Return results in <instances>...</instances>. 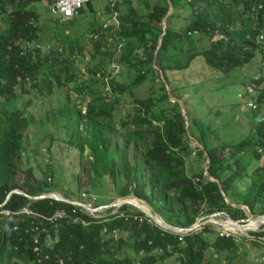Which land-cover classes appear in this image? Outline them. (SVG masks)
<instances>
[{"label":"rangeland","instance_id":"1","mask_svg":"<svg viewBox=\"0 0 264 264\" xmlns=\"http://www.w3.org/2000/svg\"><path fill=\"white\" fill-rule=\"evenodd\" d=\"M53 1L33 3L39 22L45 27V42L32 46L38 47L41 58L57 54L61 60L42 67L36 86L21 76L25 82L18 80L13 84L11 94L0 93V182L6 176L1 143L6 135L17 130L26 144L24 164L29 169L14 177L18 185L26 183L73 198L86 191L96 195L101 203L135 198L185 228L209 218L247 223L248 218H235L226 210L210 212L207 205L190 222L189 208L180 202L177 192L164 189L170 173L147 157L152 140L149 132L164 129L163 122L155 121L159 124L151 127L144 121L161 114L174 117L181 111L189 147L186 151L174 150L184 160L176 171L199 184L203 181L199 174H205L208 165L209 150L219 148L224 165L231 164L232 171L237 168L235 158L241 156L247 169L224 194L226 201L246 205L250 211V205H254L253 216L264 215V151L258 157L259 146L238 153L233 148L240 141L264 138L260 130L263 125L257 120L264 118V110L256 115L238 97L254 78H261L264 86V38L260 37L264 35V22H258L254 11L261 4L249 9L244 0L237 5L234 0H225L226 8L233 5V24L239 33L246 28L259 30L253 40V59L225 73L211 66L202 55L204 50L214 47L213 40L227 38L218 31L213 39L207 32L190 31L174 39L169 51L160 56L163 64L169 66L167 71L157 63L161 46L150 60L145 44L150 46L152 30L160 34V39L168 27L177 32L187 27L184 19L190 7L182 3L175 9L173 6L164 28L169 10L153 23L145 16L157 0H119V25L110 13L108 0H92L81 16L67 22L53 17ZM138 28V34H130ZM9 30L8 17L0 14V33L7 35ZM239 45L243 53L250 47L244 38ZM220 51L223 53L226 48L221 47ZM195 54L199 55L193 59ZM0 85L10 87L11 82L3 78ZM176 98L183 106L175 104ZM224 145L230 146L222 149ZM253 181L257 183L254 190ZM246 226L245 230L229 231L218 223H208L184 231L181 236H199L193 247L203 264H229V260L231 264H264V227L258 223ZM119 234L130 238L133 231L119 230ZM220 236H231L235 249H217L215 244ZM133 240L125 242L124 247L130 257L138 259L150 252H137ZM9 242L8 250L12 248ZM47 242H52L51 236ZM168 246V251L162 247L157 252L152 264H184L186 240L176 248L173 244ZM15 264L27 262L15 258Z\"/></svg>","mask_w":264,"mask_h":264},{"label":"trees","instance_id":"2","mask_svg":"<svg viewBox=\"0 0 264 264\" xmlns=\"http://www.w3.org/2000/svg\"><path fill=\"white\" fill-rule=\"evenodd\" d=\"M38 1L0 0V14L8 17L10 26L7 35L0 33V80L6 78L11 82L10 87L0 85V93L3 95L11 94L13 84L18 80L21 83L25 82L21 81V76L24 78L29 77L31 84L36 86L39 81L38 78L42 76V67L56 65L61 60L57 54L55 56L51 54L52 56L41 58L38 47L30 46L26 43L27 41H31L35 45L36 42L40 44L45 42V27L41 26L37 11L33 7V3ZM234 1L235 5L240 3L239 0ZM244 1L248 4L249 9H253L255 4L263 5L258 10H254L257 11L258 22L263 23L264 0ZM171 2L174 9L181 3L184 6H189L190 12L188 17L184 19L188 23L186 28L177 32L168 27L167 33L163 37V42L157 57V63L162 70L167 71L169 66L163 64V59L160 57L161 53L164 51L168 52L171 42L189 31L197 33L207 32L210 34L211 39L214 38L218 31L227 37L224 38L222 36V38L213 40L214 47L202 52L205 60L211 66L221 71L223 70L225 73L232 71L238 66L245 65L253 59L255 56L254 48L256 47L253 40L259 30L257 28H246L242 33H239L233 24V18L235 17L233 5L226 8L225 6L228 3L225 0H171ZM168 10V0H157L152 7V11L145 16L149 18V22L153 23L154 21H160ZM173 15L174 13L170 17ZM127 18L131 19L129 16ZM136 27L138 26H135V29ZM135 29L130 34H138L141 28H138L137 31ZM148 31L151 30L149 29ZM151 33L153 36L150 40L151 44L150 46L145 44V49L152 61L154 51L159 45L160 34L153 30ZM235 33L236 37L234 36ZM241 38H244L250 45L248 51L245 53L242 51V46L239 45ZM221 47H225L226 51L222 53L220 51ZM197 55L199 54H195L192 58H196ZM260 79L254 80L257 85L262 83ZM23 85L25 86V84ZM165 97H169L167 93ZM175 104L179 105V102H175ZM92 109L91 107L90 110ZM255 114L257 115V113ZM154 118L144 122L146 124L148 123L151 127L159 124L155 123V121L163 122L161 127L164 129L161 128L156 131L150 130L149 135L152 137V140L150 138L151 146L148 149L147 157L154 164L170 173L168 174L169 177L171 176L170 180L164 183L163 187L168 192H177L180 202L186 205V208H189L190 222L195 220L200 209L204 211L203 205H207L210 212L226 210L235 218H247L245 210L232 206L231 203L226 201V197L223 194H228L234 182L240 179L243 172L247 169V165L242 162L241 156L238 159L235 158L234 163L237 165V168L232 171L229 169L231 164L224 165L219 148L209 150L208 153L210 154L211 162L208 170L215 180L209 179L202 172L199 174V178L203 179V181L197 184L192 181V177L176 171V169L182 167L184 160L182 155L175 154L174 150L181 149L182 151H186L189 147L187 142L189 138L186 136L185 129L186 123L181 111H177L174 117L161 114L154 116ZM23 121L25 122L24 119ZM259 125H263L260 130L264 136V122H259ZM229 146L224 145L222 149L229 148ZM253 146H257V148L259 146L256 155L258 157L262 156L264 151V138L255 142L251 140L240 141L233 148L235 149V153H238L240 150ZM1 148L2 160L5 162L6 176L0 182V204L6 200L7 202L4 206L0 207V211L4 209L19 211L24 207H29L35 212L44 215H51L60 209H65L71 213L73 205L53 198L32 199L20 193H13L8 199V195L14 189H21L29 195H40L48 192V190L46 188L36 189L33 185L29 186L26 183L24 185H18L14 181V177L17 174L29 170L24 164L26 144L17 130H14L4 137ZM27 177H29L28 174ZM219 183L222 184V188H220ZM256 185L257 183L253 181L252 190H254ZM251 193L249 192V194ZM250 206L254 209V205ZM123 208L128 210L132 206L123 205ZM252 208L251 212L254 213ZM135 210L140 214H144L137 208ZM79 214L84 216L82 212ZM167 221L171 222L169 219ZM15 223L20 225L19 230H13ZM24 225L25 223L18 221L17 216H5L0 213V264H15V258L22 259L27 264H35L31 248L32 236L25 234L23 230ZM105 227L109 229L113 227H118L121 230L128 229L133 231V235L130 238L121 237L119 241H115L112 238H107L103 241ZM261 227H264V225ZM49 229L52 242L45 250L51 253V260L44 264H61L59 258L64 259L63 264H92L94 262L98 264H128L129 262L135 261V258L130 257V254L124 251V247L125 242H129L132 238L134 239L132 244L137 252L140 253L144 250L150 251L147 253L148 256H145L142 260L147 264H152V259L154 257L156 259V256L152 252L157 246L164 247L168 251L169 247L172 246H168V244H173L176 248L183 242L179 240L177 235L170 231L162 235L159 227L153 226L148 221L140 224L138 222L123 223L119 220L111 223L83 225L81 223H72L68 219H65L61 225L59 223L49 225ZM44 235L43 238L45 237ZM198 237V235L185 237L187 247L183 251L186 252L187 257L184 260V264H203L201 263V257L199 256L197 258V253L193 247L199 241ZM8 241H10L9 244L12 247L10 250L7 248ZM46 243L43 239V244L46 245ZM215 245L219 250L225 249V251H228V249H235V242L231 236H220L219 242H216ZM16 246L17 248H15ZM228 263L231 264L230 260Z\"/></svg>","mask_w":264,"mask_h":264},{"label":"built area","instance_id":"3","mask_svg":"<svg viewBox=\"0 0 264 264\" xmlns=\"http://www.w3.org/2000/svg\"><path fill=\"white\" fill-rule=\"evenodd\" d=\"M91 0H55L51 6V12L60 17L62 20H68L71 19L77 15L80 14L81 9ZM119 0H108V4L111 10V14L114 17L115 22L118 24V17L119 12L117 10V4ZM120 23V22H119ZM261 38H264L263 35L260 36ZM28 44L30 42L28 41ZM27 80H29V77H26ZM238 97L244 101L246 106L253 111H262L264 107V86L263 85H255V84H247L245 86V90L238 93ZM260 121L264 122V118ZM262 151V149H260ZM82 204H85L87 206L84 207L82 204H75L74 208L72 209V212L69 213L65 209L57 210L55 213L51 215H44L35 212L29 207H24L20 209L19 211H11L8 209H4L1 211V213L5 216H17L18 221L25 223L24 225V232L27 235H31V241H32V254L34 257V263L35 264H44L51 260V253L49 251H46L45 249L50 245L49 243H46V245L43 244V235L48 236L50 234L49 225H52L54 223L62 224V221L65 219H68L69 221H72L73 223H82L84 225H90L92 223H95V219H99L100 222H108L114 219H123L126 222H138L140 224L144 223L145 221H148L155 226H158L159 228H163L161 225H159L157 222H154L151 218H149L146 214H140L135 211L131 210H125L122 209L121 206H115L112 210H108L107 207H101L99 210L93 212L91 209L94 207H97L99 205V199L96 195L83 192L82 193V200L80 201ZM90 209V210H89ZM78 211H83L86 216H90L91 219L88 220L86 217L81 216ZM94 218V219H93ZM20 225L18 223H15L13 226V230H19ZM165 229V228H164ZM112 237L114 240L119 239V231L116 228H113L110 231ZM183 234V233H182ZM180 238L181 236L180 233ZM152 244V241H150ZM17 248V246L15 247ZM161 248H159L160 250ZM59 262L61 264L64 263L63 258H59ZM97 264V263H93ZM129 264H147L144 261H133Z\"/></svg>","mask_w":264,"mask_h":264},{"label":"water","instance_id":"4","mask_svg":"<svg viewBox=\"0 0 264 264\" xmlns=\"http://www.w3.org/2000/svg\"><path fill=\"white\" fill-rule=\"evenodd\" d=\"M169 3H170L169 12L166 15V18H165L164 23H163L164 24V28L166 26L167 16L171 13V11L173 9V5H172L171 0H169ZM162 42H163V36H161L160 39H159L158 49L161 46ZM157 52H158V50H157ZM169 92H170V88H169ZM170 94H171V92H170ZM175 101L179 102L181 104V106H183V104H182L180 99L176 98ZM210 162H211V157L208 154V162H207L208 165L206 166L205 174L211 180H215L211 176V174L209 173V170H208ZM219 185H220V188H222V184L219 183ZM13 193H20V194L28 196L29 198H32V199L54 198L56 200L67 201L69 203H74V204L77 203V201H75V200L66 199L61 193L48 192V193H44V194H41V195H29L28 193L24 192L21 189L12 190L10 192V194L8 195V199L10 198L11 194H13ZM223 194H225V193H223ZM6 202H7V200L4 203L0 204V207L4 206ZM114 204H116V205H119V204H131V205H134V206L138 207L140 210H142L146 215H148L154 221L158 222L163 227L171 229L174 232H181V231H184V230L192 231V230H195L198 226H200L202 224H208V223H219L222 227H229L228 225L231 224V223H232V225L246 226L249 223L256 222V223H259L260 225H264V215L253 216V214L251 213L250 209H248V207L246 205H242V204L234 205V203H232V202H231L232 205L237 206V207L242 208V209L245 210V212L247 214V218H248L247 223L228 222V221L217 220V219H214V218H209L205 222H203L202 224L198 223V224H195V225H193L191 227L183 228V227H179V226H176V225H173L171 223L166 222L162 217L155 215L154 213L149 211L145 206L141 205L140 203H138L134 199L126 198V199L119 200V201H117ZM114 204H111V205H114ZM93 210L95 211V210H97V208H94Z\"/></svg>","mask_w":264,"mask_h":264},{"label":"clouds","instance_id":"5","mask_svg":"<svg viewBox=\"0 0 264 264\" xmlns=\"http://www.w3.org/2000/svg\"><path fill=\"white\" fill-rule=\"evenodd\" d=\"M55 1V0H54ZM53 1V2H54ZM52 2V3H53ZM92 2V0L90 1V2H88L87 4H90ZM51 6V5H50ZM86 6V5H85ZM85 6L81 9V12H84V9H85ZM263 5L261 4L260 5V7L259 8H261ZM108 8L110 9V7H109V4H108ZM117 10H118V4H117ZM50 12H51V9H50ZM81 12H80V14L79 15H77V16H75V17H73V18H71V19H68V20H62L60 17H58V16H56V15H54L52 12V14H53V17L54 18H58V19H60V20H62L63 22H67V21H73L74 19H76L78 16H81ZM118 12H119V10H118ZM110 13H111V10H110ZM264 36V35H263ZM30 42V44H28V41L26 42L28 45H32L33 43L31 42V41H29ZM25 79H26V77H25ZM255 80H257V79H259V78H254ZM251 83L252 84H255V85H257L256 84V82L254 81V80H252L251 81ZM247 84H250V83H247ZM246 84V85H247ZM262 84V83H261ZM245 85V86H246ZM260 85V84H259ZM248 108V107H247ZM249 109V108H248ZM250 110V109H249ZM262 110H264V107H263V109ZM250 111H253V110H250ZM253 112H255V113H257V112H259V111H253ZM261 119H263V118H258L257 120L258 121H260ZM260 122H263V121H260ZM207 176V175H206ZM210 179V178H209ZM86 192V191H85ZM45 193H48V192H45ZM59 193V192H58ZM83 193V192H82ZM87 193H90V192H87ZM42 194H44V193H42ZM90 194H93V193H90ZM41 195V194H40ZM63 195V194H62ZM64 196V195H63ZM66 199H68V200H75V201H77V203L76 204H82L80 201L82 200V195H81V197H79V198H69V197H66V196H64ZM126 198H128V197H123V198H121V199H119V200H122V199H126ZM54 199V198H53ZM99 199V198H98ZM131 199H134L135 201H137L138 203H140L141 205H143L138 199H135V198H131ZM119 200H117V201H119ZM58 201H61V200H58ZM117 201H115V202H111V201H106V203H101L100 202V200H99V205L97 206V207H94V208H97V210H99V208H101V207H107L108 208V210H112L115 206H118V205H116V204H114V203H116ZM63 202H67V201H63ZM67 203H69V202H67ZM69 204H71V205H73V207H72V209L74 208V203H69ZM111 204H114V205H111ZM123 205H131V204H119V206H121V208L122 209H125V208H123ZM82 206H84V207H86L87 208V206L85 205V204H82ZM132 206V208H130V209H128V210H131V211H135V212H137L136 210H135V208H137V209H139L138 207H136V206H134V205H131ZM144 206V205H143ZM135 207V208H134ZM93 208V209H94ZM93 209H91L93 212H95V211H97V210H93ZM149 211H151L152 213H154L155 215H157V216H160V217H162L166 222H168V223H171V224H173V225H176V224H174V223H172V222H169V221H167V219L164 217V216H161L160 214L158 215V213H155V212H153L150 208H147ZM61 210V209H60ZM90 210V209H89ZM125 210H127V209H125ZM140 210V209H139ZM140 211H142V210H140ZM72 212V211H71ZM80 212H82L83 214H84V216L83 215H81V216H83V217H86L88 220H90L91 219V217L90 216H86V214L83 212V211H78V213H80ZM143 212V211H142ZM0 213H1V211H0ZM144 213V212H143ZM2 214V213H1ZM145 214V213H144ZM90 217V218H89ZM150 218V217H149ZM94 219V218H93ZM152 219V218H151ZM119 220H121V222H123V223H126V221H124L123 219H114V220H111V221H108V222H100V220L98 219H95V223H98V224H101V223H111V222H114V221H119ZM153 220V219H152ZM69 221V220H68ZM154 221V220H153ZM70 222H72V221H70ZM154 222H156V221H154ZM62 223H63V221H62ZM73 223V222H72ZM78 223H80V222H78ZM94 223V224H95ZM158 223V222H157ZM82 224V223H81ZM159 224V223H158ZM59 225H61V224H59ZM84 225V224H83ZM160 225V224H159ZM153 226H155L154 224H153ZM162 226V225H161ZM176 226H178V225H176ZM262 226V225H261ZM156 227H158V226H156ZM163 227V226H162ZM180 227V226H179ZM113 228H116V229H118V231L119 230H121L120 228H118V227H113ZM113 228H111V229H109L108 227H105L104 228V232H105V236L103 237V241H105V239H107V238H112L113 239V237H112V235H111V233H110V231L113 229ZM165 228V229H164ZM183 228H185V227H183ZM225 228V227H224ZM161 231H162V235H164V234H167L168 233V231H170L171 233H176V235L178 236V238H179V240L180 241H183L184 239H185V237H186V235L181 239L180 238V233L182 234V232H184V231H189V230H184V231H181V232H174V231H172L171 229H169V228H166V227H163V228H159ZM120 235V234H119ZM49 236H51L50 234L48 235V236H45L43 239L47 242V237H49ZM121 239V237H119V239L118 240H115V241H119ZM48 243V242H47ZM50 244V243H49ZM152 244H153V242H152ZM159 248H161L160 250L162 251V247L161 246H157V248L152 252V254L153 255H155L156 256V254H157V252L158 251H160L159 250ZM145 256H148V254H146V255H143V256H141L140 258H138V259H136L135 260V262H137V261H143L142 259L145 257ZM133 262V261H132ZM95 263V262H94ZM130 263V262H129ZM128 263V264H129ZM93 264V263H92ZM98 264V263H97Z\"/></svg>","mask_w":264,"mask_h":264},{"label":"bare ground","instance_id":"6","mask_svg":"<svg viewBox=\"0 0 264 264\" xmlns=\"http://www.w3.org/2000/svg\"><path fill=\"white\" fill-rule=\"evenodd\" d=\"M146 208H148L144 203H142ZM221 221H224V220H221ZM228 222H231V220L229 221L228 220ZM219 224V223H218ZM255 224H257L256 222H253V223H250V225H255ZM259 224V223H258ZM229 227H225L224 229L225 230H229V231H238V230H245V229H247L248 228V226H240V225H232V223L231 224H229L228 225Z\"/></svg>","mask_w":264,"mask_h":264}]
</instances>
